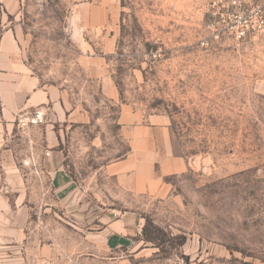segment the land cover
<instances>
[{
	"label": "rangeland",
	"instance_id": "374dc122",
	"mask_svg": "<svg viewBox=\"0 0 264 264\" xmlns=\"http://www.w3.org/2000/svg\"><path fill=\"white\" fill-rule=\"evenodd\" d=\"M101 2L116 36L107 59L115 99L87 77L71 36L74 17L83 24L98 0H19L7 17L22 28L18 59L62 89L69 111L37 124L17 118L8 135L0 264H264V34L238 36L211 0ZM101 36L86 31L95 51ZM121 104L164 120L173 153L191 162L163 178L161 194L124 189L104 170L130 150ZM46 150L73 181L67 195L51 184ZM123 212L141 217L138 233L107 247L94 234Z\"/></svg>",
	"mask_w": 264,
	"mask_h": 264
},
{
	"label": "crops",
	"instance_id": "0c3cea01",
	"mask_svg": "<svg viewBox=\"0 0 264 264\" xmlns=\"http://www.w3.org/2000/svg\"><path fill=\"white\" fill-rule=\"evenodd\" d=\"M98 3L97 7L87 9L85 23L82 18L83 24H79L74 17L72 38L81 50L78 62L87 77L98 80L102 93L115 99L117 91L107 59L115 51L116 36L109 24H103L107 21L108 12L101 0ZM18 8L19 0H0V160L7 157L6 141L19 116H29L40 109L44 116L59 120L64 119L69 111L62 89L55 85H42L18 59L22 28L18 24H6L7 17L14 15ZM102 9L105 14L97 17ZM88 30L102 34L98 51H95L93 42L85 38ZM158 119L157 116L143 119L128 104L120 105L118 120L130 150L124 157L107 163L104 170L108 175L115 176L122 188L136 193L161 194L166 190L163 185L165 176L181 173L191 167L190 160L173 153L166 122ZM44 137L48 146H53L56 135L48 126L45 127ZM46 152L44 163L46 172L52 177L51 184L61 194H69L72 179L62 164L50 154L51 151ZM134 223L137 224L135 233ZM141 223L137 213L123 212L107 220L94 237L102 238L107 247L123 246L138 233Z\"/></svg>",
	"mask_w": 264,
	"mask_h": 264
},
{
	"label": "built area",
	"instance_id": "2783aa9c",
	"mask_svg": "<svg viewBox=\"0 0 264 264\" xmlns=\"http://www.w3.org/2000/svg\"><path fill=\"white\" fill-rule=\"evenodd\" d=\"M213 14L225 24H234L240 37L264 34V0H211ZM45 122L44 113L35 110L29 116H19V121Z\"/></svg>",
	"mask_w": 264,
	"mask_h": 264
},
{
	"label": "water",
	"instance_id": "95a60500",
	"mask_svg": "<svg viewBox=\"0 0 264 264\" xmlns=\"http://www.w3.org/2000/svg\"><path fill=\"white\" fill-rule=\"evenodd\" d=\"M73 24H71V36H74V24L75 22H72Z\"/></svg>",
	"mask_w": 264,
	"mask_h": 264
},
{
	"label": "trees",
	"instance_id": "16d2710c",
	"mask_svg": "<svg viewBox=\"0 0 264 264\" xmlns=\"http://www.w3.org/2000/svg\"><path fill=\"white\" fill-rule=\"evenodd\" d=\"M145 230H147V225H145V226L143 227V231H145ZM144 234H146V240H150V239H149V236H147V233L144 232Z\"/></svg>",
	"mask_w": 264,
	"mask_h": 264
}]
</instances>
